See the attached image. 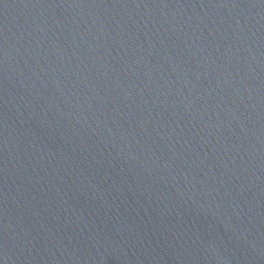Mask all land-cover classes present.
<instances>
[{"label":"water","instance_id":"water-1","mask_svg":"<svg viewBox=\"0 0 264 264\" xmlns=\"http://www.w3.org/2000/svg\"><path fill=\"white\" fill-rule=\"evenodd\" d=\"M0 264H264V0H0Z\"/></svg>","mask_w":264,"mask_h":264}]
</instances>
